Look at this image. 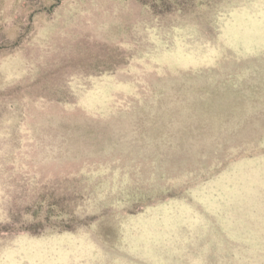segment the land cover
<instances>
[{
    "label": "rangeland",
    "instance_id": "rangeland-1",
    "mask_svg": "<svg viewBox=\"0 0 264 264\" xmlns=\"http://www.w3.org/2000/svg\"><path fill=\"white\" fill-rule=\"evenodd\" d=\"M0 264H264V0H0Z\"/></svg>",
    "mask_w": 264,
    "mask_h": 264
}]
</instances>
